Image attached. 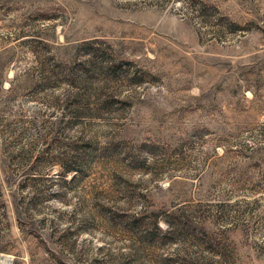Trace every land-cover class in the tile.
Segmentation results:
<instances>
[{"label":"rangeland","instance_id":"1","mask_svg":"<svg viewBox=\"0 0 264 264\" xmlns=\"http://www.w3.org/2000/svg\"><path fill=\"white\" fill-rule=\"evenodd\" d=\"M0 264H264V0H0Z\"/></svg>","mask_w":264,"mask_h":264}]
</instances>
